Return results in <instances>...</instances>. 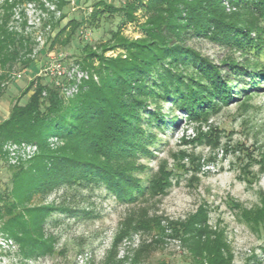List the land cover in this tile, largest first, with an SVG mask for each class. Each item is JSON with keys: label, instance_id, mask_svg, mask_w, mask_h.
Wrapping results in <instances>:
<instances>
[{"label": "trees", "instance_id": "obj_1", "mask_svg": "<svg viewBox=\"0 0 264 264\" xmlns=\"http://www.w3.org/2000/svg\"><path fill=\"white\" fill-rule=\"evenodd\" d=\"M3 1L0 93L14 65L24 69L32 63L30 38L8 29L11 10L15 4L38 0ZM51 1L57 9L67 4L66 0ZM119 1L121 5L116 8L101 1L95 3L88 19L68 22L56 33L51 46L67 45L75 35L81 40L84 27L98 28L101 21L114 16L124 25L133 20L139 6L148 15L142 25L143 36L128 40L118 26L109 32L105 43L83 45L77 63L90 71V77L74 97L64 99L53 82L36 78L23 91V95L29 94L25 104H13L7 118L0 121V153L7 142L34 144L38 149L26 163L9 167L10 188L0 192V233L12 238L25 258L52 253L53 239L44 236L42 225L47 215L60 209L54 205L32 206L33 200L45 198L62 185L80 182L102 185L108 194L128 204L145 201L150 190L163 195L169 186L165 170L147 185L136 177L144 168L139 160L153 157L148 146L154 144L157 135L150 128L165 131L182 118L199 120L210 110L231 103L237 95L262 88L264 61L249 54L264 55V0ZM225 2L231 7L229 11ZM80 26L83 28L77 33ZM193 37L230 47L245 59L237 64L228 58L221 63L226 68L222 70L186 45ZM114 49L121 53L105 57ZM235 83L242 86L238 94H234ZM162 103L170 112L177 109L179 117L172 121L169 114L162 116ZM51 138L62 140L63 145L50 149ZM259 164L258 174L250 169H242V174L257 181L264 173V163ZM196 169L199 171L200 166ZM258 195L259 207L241 210L242 220L256 229L264 225V193ZM135 218L127 217L126 230L148 227V219ZM153 220L165 236L157 218ZM206 222L199 211L185 223L168 222L166 229L181 240L189 264H231V248L222 231H211ZM124 235L115 237L112 248Z\"/></svg>", "mask_w": 264, "mask_h": 264}, {"label": "rangeland", "instance_id": "obj_2", "mask_svg": "<svg viewBox=\"0 0 264 264\" xmlns=\"http://www.w3.org/2000/svg\"><path fill=\"white\" fill-rule=\"evenodd\" d=\"M66 1L61 9H57L51 0L13 6L8 29L30 38L32 63L24 69L14 65L4 82L0 93V121L7 118L13 104H25L29 94L23 95V91L30 82L36 78L52 82L44 70L52 59L57 60L58 55H61L67 73V79L60 80V94L64 99H70L90 77V71L78 64L83 45L105 43L110 37L109 32L118 26L121 35L128 40L143 36L142 25L148 15L139 6L133 20L124 25L119 23L118 16H114L101 21L98 28L80 26L77 33L82 28L87 30V39L80 40L75 35L67 45L51 46L56 33L67 27L68 22L88 19L95 3L101 1L115 8L121 5L119 0ZM3 2L0 0V6ZM224 5L229 11L231 7L226 2ZM62 15H65L64 19H61ZM69 31L67 28L66 33ZM186 45L219 67L228 58L237 64L245 59L230 47L204 38H189ZM95 51L100 53L98 49ZM119 53V49L110 50L105 57H115ZM249 56L264 61L262 54L251 53ZM221 69L226 70L222 66ZM93 79L97 80L96 77ZM239 81L242 82V78ZM238 83L234 84V94L242 87ZM263 85L264 80L259 90L237 95L231 103L210 110L199 120L182 118L165 131L150 128L157 135L154 146H148L153 157L139 160L144 168L136 177L147 185L150 179L165 170L169 186L165 187L163 195L150 190L145 201L128 204L118 201L102 185L93 182L62 185L45 198H36L31 203L32 206L60 208L47 215L42 225L44 236L53 239L52 253L25 258L13 239L0 233V264H114V261H119L117 264H189L186 248L166 227L168 222L185 223L199 211L204 214L211 231H222L231 248V264H264V225L253 228L241 217L242 209L260 206L258 192L264 193V173L257 181L242 174V169L258 174L259 162L264 163ZM160 110L162 116L169 114L168 119L172 118V121L179 117L180 112L177 109L168 111L166 103L161 104ZM214 140L217 143L215 149L212 148ZM13 144L5 143L0 153V192L10 188L9 167H19L38 152L37 147L32 146L34 144ZM48 145L54 150L61 147L63 141L51 138ZM196 165L200 166L199 171ZM129 216L148 219V227L134 231L127 227L126 230ZM155 218L165 229V236L155 224ZM123 233L124 237L112 248L115 237Z\"/></svg>", "mask_w": 264, "mask_h": 264}, {"label": "built area", "instance_id": "obj_3", "mask_svg": "<svg viewBox=\"0 0 264 264\" xmlns=\"http://www.w3.org/2000/svg\"><path fill=\"white\" fill-rule=\"evenodd\" d=\"M72 6H74V3H71ZM81 33L83 34V38L87 39L88 38V33L87 30L81 31ZM61 55H58L57 60L53 61L54 59H52L49 63V66L44 70L45 75L50 77L52 79V82L59 87L60 85L62 86L60 80L61 79H67V73H65L66 70H64L62 63H61ZM13 145H17V144H13ZM20 145H25V143H22ZM19 145V146H20ZM34 149L36 148L35 145Z\"/></svg>", "mask_w": 264, "mask_h": 264}]
</instances>
